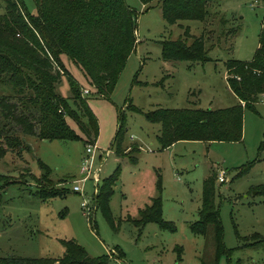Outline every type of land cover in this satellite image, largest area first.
<instances>
[{"label": "rangeland", "instance_id": "1", "mask_svg": "<svg viewBox=\"0 0 264 264\" xmlns=\"http://www.w3.org/2000/svg\"><path fill=\"white\" fill-rule=\"evenodd\" d=\"M126 1L137 11L135 51L109 98L87 94L100 126L96 148L90 154L92 172L83 177L88 156L84 135L68 141L26 137L31 149L22 158L11 152L1 158L0 256L61 257L62 240L73 239L91 257L111 256V264H201L215 254L212 225L207 235L194 234L190 225L200 219L204 184L216 171L214 201L223 222L225 245L231 250L218 264H264V245L250 244L255 235L264 236V195L255 189L264 185V96L245 109L239 142L181 141L161 149L157 140L161 125L145 116L158 107L218 109L238 104V97L228 88L226 61L253 58L264 21V0H211L204 21L181 20L173 25L163 18L158 0L147 4ZM6 2L0 0V14L5 13ZM23 3L30 13L37 12L34 0ZM186 28L190 31L187 42L202 36L213 60L193 65L163 60L161 41L185 38ZM64 59L83 87L91 89L81 69L68 57ZM58 91L64 97L72 95L66 77ZM130 103L139 110L128 107ZM121 114L126 115L127 126L124 156L112 146ZM68 122L81 133L74 118ZM131 154L138 156V163L131 161ZM39 160L52 170L46 186L38 182L45 173ZM119 165L121 175L110 200L114 229L100 208L89 216L82 202L87 200L92 206L105 178ZM246 167L248 171L240 174ZM97 170L98 181L94 178ZM221 173L224 182L219 180ZM61 179L67 181L61 184ZM75 184L82 191H74ZM44 186L68 190L43 200L35 192ZM160 194L163 218L175 229L150 222L140 230L129 217L137 218L139 209ZM179 248H183L181 259ZM121 254L123 258L118 257Z\"/></svg>", "mask_w": 264, "mask_h": 264}, {"label": "trees", "instance_id": "2", "mask_svg": "<svg viewBox=\"0 0 264 264\" xmlns=\"http://www.w3.org/2000/svg\"><path fill=\"white\" fill-rule=\"evenodd\" d=\"M145 4L152 0H142ZM165 21L176 24L181 20L204 21L209 14L211 0H159ZM37 12L30 13L23 0H7L6 11L0 14V159L8 152L23 157L31 149L26 137L40 140H80L87 146L98 142L100 126L88 103V95L109 98L115 89L129 56L137 45V11L126 0H34ZM185 38L162 40L164 61L196 62L213 60L209 57L204 38L196 37L190 44L189 28ZM68 57L83 72L90 85L84 95L83 85L67 68ZM227 82L240 99L236 105L225 108H164L145 113L148 121L159 123L157 140L161 149L180 141L239 142L244 133V112L254 107L264 96V21L259 36V47L251 60L226 61ZM66 77L72 95L64 97L58 91ZM132 110H139L132 103ZM76 120L80 132L73 129L68 118ZM112 146L119 156L126 155L123 140L127 131L126 115L121 114ZM140 149H138V152ZM136 163L138 156L131 154ZM45 170L38 179L48 185L52 170L39 160ZM121 165L105 178L95 195L111 226H115L110 209L114 186L121 175ZM246 167L240 174L246 173ZM214 176L204 184L200 219L190 225L194 234L207 235L212 225L215 254L201 264H218L220 257L230 255L224 242V227L219 207L214 201ZM1 177V175H0ZM48 177V178H47ZM67 179H61L60 183ZM47 182V183H46ZM162 177L158 175L161 192ZM44 186V187H45ZM41 187L35 194L43 200L65 195L68 188L48 190ZM264 195V185L255 188ZM92 221V218H89ZM130 221L140 230L150 222L162 228L175 229L163 218L162 195L140 210ZM251 245H264V236L255 235ZM61 257L0 256V264H111V256L91 257L88 251L73 239L62 240ZM183 248H179V258ZM123 258V254L118 256ZM241 264V262H238Z\"/></svg>", "mask_w": 264, "mask_h": 264}, {"label": "built area", "instance_id": "3", "mask_svg": "<svg viewBox=\"0 0 264 264\" xmlns=\"http://www.w3.org/2000/svg\"><path fill=\"white\" fill-rule=\"evenodd\" d=\"M83 92H84V95H87V94L91 93L89 88H84V91ZM95 148H96V144L95 145H88L87 146L88 156L85 159V163H84V166L82 168L83 177L89 176L91 174V172H92L91 169H92V165L94 163V160H93V158L90 157L91 156L90 154H93ZM99 171L100 170H97L95 172V174H94V178H95L96 181L99 180ZM219 180L221 182H224L225 181L224 173H221L219 175ZM73 190L76 191V192H80V191H82V187L80 185H78V184H75L74 187H73ZM97 193H98V191L96 192V194ZM94 200H95V198H94ZM93 205L90 206V202L87 201V200H84L82 202V206H83V208H84L85 211L87 210V213H88L89 216H91L93 214V211L97 209L96 201L94 202Z\"/></svg>", "mask_w": 264, "mask_h": 264}, {"label": "crops", "instance_id": "4", "mask_svg": "<svg viewBox=\"0 0 264 264\" xmlns=\"http://www.w3.org/2000/svg\"><path fill=\"white\" fill-rule=\"evenodd\" d=\"M158 1H159V0H158ZM159 3H160V1H159ZM144 4H145V3H144ZM160 4H161V3H160ZM161 9H162V7H161ZM137 42H138V39H137ZM258 47H259V45H258ZM64 60H65V59H64ZM165 62H170V61H165ZM73 64H74V63H73ZM227 76H228V75H227V73H226V80H227ZM227 84H228V82H227ZM228 88H229L230 91L236 96V94H235V93L231 90V88L229 87V84H228ZM236 97H237V96H236ZM238 101L240 102V99H239V98H238ZM99 135H100V134H99ZM98 139H99V138H98ZM180 142H181V141H180ZM177 143H178V142H177ZM177 143H175V144H177ZM173 145H174V144H173ZM173 145H172V146H173ZM172 146L168 147L167 149L171 148ZM124 148H125V151L127 152L128 148H126V146H124ZM139 149L141 150V148H139ZM138 161H139V158H138ZM138 161H137L136 163H138ZM153 197H154V196H153ZM153 197L150 198V202L147 203L146 205H148V204L151 203V199H152ZM110 200H111V199H110ZM146 205H145V206H146ZM145 206H144V207H145ZM144 207H143V208H144ZM143 208H140V209H139V212H140V210L143 209ZM110 209H111V208H110ZM138 214H139V213H138ZM129 219H130V217H129ZM29 257H30V256H29Z\"/></svg>", "mask_w": 264, "mask_h": 264}]
</instances>
